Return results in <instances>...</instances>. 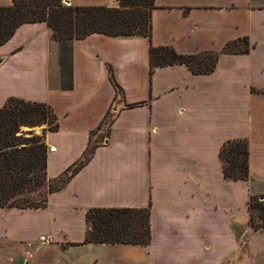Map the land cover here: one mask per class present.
<instances>
[{
	"label": "crops",
	"instance_id": "obj_1",
	"mask_svg": "<svg viewBox=\"0 0 264 264\" xmlns=\"http://www.w3.org/2000/svg\"><path fill=\"white\" fill-rule=\"evenodd\" d=\"M154 4L150 41L57 42L34 23L0 46V108L8 98L49 105L58 129L44 131L46 175L70 174L44 208H0V264H211L256 235L246 203L264 197V0ZM241 38L248 53L221 54L210 74L174 64L149 75L150 44L189 55ZM238 139L249 144L246 182L226 180L219 159ZM149 205V245L82 244L89 209Z\"/></svg>",
	"mask_w": 264,
	"mask_h": 264
},
{
	"label": "trees",
	"instance_id": "obj_2",
	"mask_svg": "<svg viewBox=\"0 0 264 264\" xmlns=\"http://www.w3.org/2000/svg\"><path fill=\"white\" fill-rule=\"evenodd\" d=\"M118 7L64 6L61 0H12L0 6V46L12 38L23 24L45 23L57 42L84 39L92 34L108 37L151 39V12L155 0H117ZM249 42L241 38L229 42L220 52L180 54L172 46L148 49L149 75L156 68L184 65L192 74H210L221 54L248 53ZM46 124L54 132L58 122L52 108L39 102L8 98L0 108V208L37 209L46 207L48 195L60 191L70 176L47 178V146L42 135L22 128ZM223 176L229 181L249 178V144L246 139L226 141L219 152ZM69 172V171H68ZM74 172H72V175ZM71 175V176H72ZM247 203L248 225L264 229V202ZM150 205L146 208H92L86 212V233L82 244L140 245L151 242ZM260 211L254 218L251 209ZM258 220H261L259 222Z\"/></svg>",
	"mask_w": 264,
	"mask_h": 264
},
{
	"label": "rangeland",
	"instance_id": "obj_3",
	"mask_svg": "<svg viewBox=\"0 0 264 264\" xmlns=\"http://www.w3.org/2000/svg\"><path fill=\"white\" fill-rule=\"evenodd\" d=\"M61 3L64 6H69L66 4H69L67 1L61 0ZM36 128H42V132L47 130L48 126L46 124H42L40 126H36L33 128H22L23 131H32L34 135V129ZM70 174H66L62 180H64L65 178L69 177ZM250 196H254L256 197V200L254 198L253 202H260L263 203L264 202V197H261L262 195H249L247 203L249 202V198ZM246 203V210L248 213V221H249V212H248V206ZM251 212L254 216V218H256L257 216L260 215V211L257 209H251ZM259 222H261V220H258ZM248 228L251 229V231L255 232L257 231L256 235L253 233L249 236V238L246 237H242L241 239H237V244L238 247H236L235 251H231L229 253H227V255H225V257L223 258L222 261L217 262L218 258L215 257L214 260H212L211 264H264V234H261L262 230H253L247 222V226ZM242 230H244V228L242 227ZM208 245H210V247H212V243H208ZM216 249V248H215ZM254 250L256 251V253H254ZM217 251V249H216ZM254 257L253 259H250L252 257ZM121 259V258H119ZM213 259V258H212ZM250 260V261H249ZM196 262V261H195ZM193 264H196V263ZM115 264H126L122 259L118 260V262L116 261ZM147 264V263H146ZM149 264V263H148ZM152 264V263H150ZM157 264V263H155ZM161 264V263H160Z\"/></svg>",
	"mask_w": 264,
	"mask_h": 264
},
{
	"label": "water",
	"instance_id": "obj_4",
	"mask_svg": "<svg viewBox=\"0 0 264 264\" xmlns=\"http://www.w3.org/2000/svg\"><path fill=\"white\" fill-rule=\"evenodd\" d=\"M2 63V59H0V64ZM42 128H36V129H34V132H35V134H37V135H42Z\"/></svg>",
	"mask_w": 264,
	"mask_h": 264
},
{
	"label": "built area",
	"instance_id": "obj_5",
	"mask_svg": "<svg viewBox=\"0 0 264 264\" xmlns=\"http://www.w3.org/2000/svg\"><path fill=\"white\" fill-rule=\"evenodd\" d=\"M22 264H24V263H22Z\"/></svg>",
	"mask_w": 264,
	"mask_h": 264
}]
</instances>
